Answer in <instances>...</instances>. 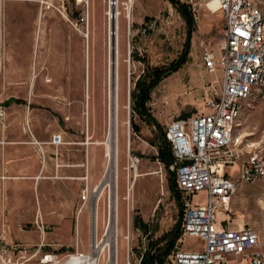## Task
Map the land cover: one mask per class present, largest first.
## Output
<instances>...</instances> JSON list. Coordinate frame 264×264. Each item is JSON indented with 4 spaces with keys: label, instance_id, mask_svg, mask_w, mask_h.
Returning a JSON list of instances; mask_svg holds the SVG:
<instances>
[{
    "label": "rangeland",
    "instance_id": "1",
    "mask_svg": "<svg viewBox=\"0 0 264 264\" xmlns=\"http://www.w3.org/2000/svg\"><path fill=\"white\" fill-rule=\"evenodd\" d=\"M181 1L191 6L195 30L187 60L151 92L148 105L162 130L172 119L206 112L205 99L221 87V67L208 72L202 52L221 37L222 14L207 10V0ZM111 3H116L113 19ZM111 41L119 128L109 170L104 140ZM185 41V23L168 0H0V243L10 247L14 262L23 260V246L32 252L41 241L62 259L88 253L89 199L97 183H107L98 199L97 236L103 238L102 222L114 208L117 264H126L128 245L136 264L149 241L178 223L180 207L169 185L174 171L155 158L160 131L132 112L130 91L144 68L135 55L167 65L183 54ZM9 98L21 102L7 104ZM243 104L238 130L245 142L264 147V102L255 98ZM53 133L64 140L58 155L49 143ZM134 155L140 158L136 166ZM135 170L155 173L135 177ZM206 198L201 190L191 200L203 204ZM230 204L234 217L219 211L215 225L225 220L228 227L254 228L264 252V179L240 182ZM136 216L148 224L147 233ZM176 248L200 250L203 242L182 233ZM171 257L172 252L163 264H172Z\"/></svg>",
    "mask_w": 264,
    "mask_h": 264
},
{
    "label": "built area",
    "instance_id": "2",
    "mask_svg": "<svg viewBox=\"0 0 264 264\" xmlns=\"http://www.w3.org/2000/svg\"><path fill=\"white\" fill-rule=\"evenodd\" d=\"M214 1L223 18V32L217 45L219 55L208 46L203 49L202 60L210 73L221 67V87L205 99L206 112L193 114L190 120L172 119L164 128L173 155L169 168L175 173L182 204L181 231L198 236L203 242L200 250H174L172 264H264L255 229H224L215 225L219 211L236 214L230 203L240 182L264 179V147L245 142L238 130L243 102L255 98L264 102V0ZM49 143L58 155L59 146L64 143L62 134L53 133ZM242 150L247 158L237 177L231 178L224 167L238 163ZM139 161L134 155L131 165ZM201 190L206 191L205 203H192V195ZM40 227L44 233L45 226ZM9 248L0 243V264H63L72 256L80 258L75 264H117L116 257L110 261L105 252L95 261H89L90 251L72 252L62 259L46 249L43 241L32 252L30 247L23 246V260L14 262ZM131 252L128 245L126 264H131ZM143 252L136 264H140ZM32 257L37 261L30 262Z\"/></svg>",
    "mask_w": 264,
    "mask_h": 264
},
{
    "label": "trees",
    "instance_id": "3",
    "mask_svg": "<svg viewBox=\"0 0 264 264\" xmlns=\"http://www.w3.org/2000/svg\"><path fill=\"white\" fill-rule=\"evenodd\" d=\"M172 6L180 14L182 20L185 23L186 27V41H185V50L183 54L176 60L171 61L167 65H153L145 57H140L135 55L136 60H140L144 63V68L141 74L134 81V86L130 91V102L132 112L137 114V116L145 122L148 126L154 127L156 130H159L158 140L156 143L157 154L155 158L164 164L168 169L170 164L173 162V155L171 151L170 144L166 141L164 136V129L162 130L159 122L153 116L149 108V101L151 99V92L153 89L170 73L177 70L186 60L187 47H189V40L192 32L195 30V16L191 9L190 4L181 0H168ZM147 17H145L146 19ZM11 101L21 102L19 99L9 98L7 104ZM154 145V144H152ZM169 185L174 195L176 202L179 205L180 209V219L174 227L154 241H149L145 250L142 254L140 264H163L165 257L176 250L177 240L182 234L181 231V217H182V204L180 201V192L177 187L175 173L171 172L169 177ZM137 226L144 232H148V224L143 221L140 216H136Z\"/></svg>",
    "mask_w": 264,
    "mask_h": 264
},
{
    "label": "bare ground",
    "instance_id": "4",
    "mask_svg": "<svg viewBox=\"0 0 264 264\" xmlns=\"http://www.w3.org/2000/svg\"><path fill=\"white\" fill-rule=\"evenodd\" d=\"M131 1L132 0H128L129 3H131ZM115 4L116 3H111V11L108 12L109 17L111 19H113L114 17L113 16L114 12L112 13V10H114ZM216 6H217L216 1L210 0L208 2L207 9L210 10L212 13H214L216 12ZM110 48H111V54L109 56L110 58H109L108 114H107V129L105 130L106 132H105V140H104V144H105L104 147L106 148L105 154L107 157L106 166L109 168V170L112 168V166L114 167V162H115L114 155H115V150L117 148V143H118L117 139H118V128H119L118 80H117V72H116V62L117 61H116V56H115L116 48L114 46V41L110 42ZM124 121H125V118L121 122V125L124 124ZM34 143H36L37 145L40 144V142H38L37 140H35ZM134 165L135 164H133V166ZM152 173H155V172L140 173L137 170H135L134 175L135 177H139L141 175L152 174ZM40 177L41 176H37L36 178L38 179ZM108 179H110V173L108 174ZM102 180L100 181V183L103 182ZM105 186H107V183H103V184L97 183L91 189V195L89 199V212L91 214V220H90V228H91V242L90 243L91 244H90V252L88 255L89 261H95L98 258V256H100V254H103L104 252H107L109 254L110 261L113 260L114 257H116V249L118 247L117 246V243H118L117 242V239H118L117 232L118 231H117L116 215L114 213V208L113 210L112 209L110 210L109 217H107V219L102 222L103 229H104V233L102 236L103 238L99 241L98 236H97L98 199H99L102 189ZM112 195L114 197V193L112 194L110 190V200H111ZM123 238H127V237L123 235ZM79 261H80V258L72 256V258L67 259L63 264H75V263H78Z\"/></svg>",
    "mask_w": 264,
    "mask_h": 264
},
{
    "label": "crops",
    "instance_id": "5",
    "mask_svg": "<svg viewBox=\"0 0 264 264\" xmlns=\"http://www.w3.org/2000/svg\"><path fill=\"white\" fill-rule=\"evenodd\" d=\"M206 8H208V7L206 6ZM207 10H208V9H207ZM217 12H219V11H217ZM220 40H221V37L217 40V42L215 43V46L212 47L217 55H219V51H218V49H217V45H218V43L220 42ZM61 134H62V133H61ZM34 139H36V138H34ZM14 143H28V144H33V143H31V141H30V142H14ZM251 145H252V144H251ZM60 146H61V145H60ZM60 146H59V147H60ZM58 152H59V151H58ZM246 158H247V153L244 152V150H242V151L240 152V154H239V162L236 163V164H233V165H226V166L224 167V172H225L229 177H231V178H235V177H237V175H238L239 172H240L241 164L246 160ZM137 167H138V166H137ZM233 196H234V195H233ZM233 196H232V197H233ZM231 201H232V198H231ZM231 207H232V206H231ZM232 217H234V216H232ZM237 218H240V215H238ZM245 226H248V225L243 224V226H241V227H239V228H237V229H241V228H243V227H245ZM218 227H219V228H224V229H236V228L228 227L227 222H226L225 220L223 221V224H220ZM249 227H250V226H249ZM251 228H252V227H251ZM253 229H254V228H253ZM37 244H38V243H37Z\"/></svg>",
    "mask_w": 264,
    "mask_h": 264
}]
</instances>
